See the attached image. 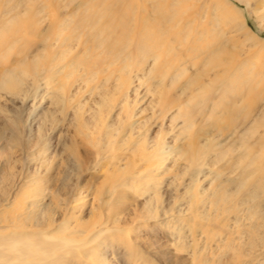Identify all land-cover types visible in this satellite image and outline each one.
I'll return each instance as SVG.
<instances>
[{
    "label": "bare ground",
    "instance_id": "obj_1",
    "mask_svg": "<svg viewBox=\"0 0 264 264\" xmlns=\"http://www.w3.org/2000/svg\"><path fill=\"white\" fill-rule=\"evenodd\" d=\"M50 1L54 3L53 8L49 0H0V92L23 99L36 92L40 83L44 84L51 91V117L61 113L66 118L70 111L74 137L94 149L97 156L110 150L122 151V146L128 144L141 124L145 128L151 125V115L137 121L136 116L143 115L145 109H150L154 118L160 117L163 122L165 115L176 108L169 124L170 132L178 130L175 146L167 143L163 124L151 142L146 134L141 137L138 133L141 144L134 151H138L139 161L146 165L137 170L155 166L158 171L173 154L175 165L179 160L184 161L183 168L179 165L178 169L182 168L183 175L188 176L185 193L198 184V176L202 175L205 180L211 175L206 166H216L219 173L229 172L231 177L224 180L217 172L207 187L198 192L201 205L195 206L192 214L200 232L196 241L193 240L192 263L264 264V88L260 82L252 88L251 84L258 79H252L250 74L245 75L246 81H243L244 75L240 77L247 61L237 64L234 56L242 42L233 46L235 42L231 40L229 49L221 28H229L232 33L242 32L250 48L256 49L260 43L249 33L236 7L225 0H204L213 15L210 19L206 13L193 16L187 0H142L144 4L149 3L150 11L141 8L142 11H137L132 0ZM232 1L250 8L258 21L264 23V0ZM37 43L39 46L33 49ZM256 51L254 60L259 56ZM13 54L15 58L8 63ZM142 86L149 98L145 109L137 113L135 108L141 104L137 96ZM172 91L174 95H170ZM84 92L89 94L87 102L82 100ZM242 94L241 97L246 94L251 97L244 105L248 108L245 113L237 107L238 102L243 107L244 103L239 101ZM114 109L118 112L110 121ZM226 113L232 117H226ZM235 116L244 118L239 122ZM225 117L228 124L222 126L220 121ZM6 123L8 130L17 129L15 120L6 118ZM222 136L225 145L219 142ZM75 147L70 151L75 152L77 159ZM233 156L239 157L231 164ZM76 161L79 169L81 164ZM223 161L225 165L220 164ZM130 164L127 161L117 167L124 187L142 180L138 178L140 171L125 180L132 166L136 167L134 163L128 168ZM165 170L160 171L163 174ZM178 177L176 182L181 178ZM38 192L41 191H34L32 196ZM175 196L174 200L183 196L176 187ZM57 197L51 200V207L30 216L31 225L21 216L22 223L7 217V225L0 230L6 231L10 224L18 225L13 227L17 231L0 236V264L86 262L83 250L97 241L101 231L87 240L85 230H69L67 223L50 229L55 209L60 208ZM101 207H97L98 219L103 214ZM182 213L185 214L180 208L175 211L176 215ZM114 232L125 241L121 229ZM98 251L101 252L96 246L87 253L93 262L103 264Z\"/></svg>",
    "mask_w": 264,
    "mask_h": 264
},
{
    "label": "rangeland",
    "instance_id": "obj_2",
    "mask_svg": "<svg viewBox=\"0 0 264 264\" xmlns=\"http://www.w3.org/2000/svg\"><path fill=\"white\" fill-rule=\"evenodd\" d=\"M225 1L236 7L249 33L253 35L260 44L256 47V49L258 48L256 51L255 48H250L242 32L237 31V33H232L229 28L222 26L221 30H223L222 33L224 32V42L226 41L228 44L226 45L229 49L232 44L231 40L235 42L233 46H237L238 42H242L241 45L239 44L240 49L237 50L238 54H236V57L234 56V59L237 60V64L251 60V64L253 65L246 62V67L243 72H241L242 76L240 77H245L243 81H246L248 79H246L245 75L250 74L249 76L252 77V79H258L256 83H253V85L251 84L252 88H256L255 86L259 84L258 82H260L259 85L261 88H264V80H262L264 78V23L258 21L257 16L250 8L248 9L241 4H236L232 0ZM132 2L135 8L137 5V11H142L143 9L146 11L151 10L148 2L145 4L142 0H132ZM170 2H172V0ZM187 3L188 7L191 6V14L193 16H196V13L200 15L206 13L209 16H206L207 18H212L213 15L211 11H208L207 3L205 4L204 0H187ZM49 4L52 8L54 7V3L50 0ZM209 20H206V22H209ZM45 26H47V23L43 25V27ZM237 34L239 36H237ZM37 46H39L38 43L33 49ZM255 51L259 53V56L257 57L258 59L254 60L252 57ZM15 56V54L11 55L8 63H10V61L12 62ZM236 60H234L235 67L237 66V64H235ZM232 72L233 70L229 71L228 75ZM252 72L254 74H251ZM257 72L259 74L261 73L260 76ZM249 76L247 78H249ZM40 84L36 92H31L27 98L23 99L0 92V108L4 110L0 113V229H3L7 225L9 218L11 220L14 219L13 221L21 222V220H19L20 216L22 220L27 221V224H29L30 222L28 220L30 216L34 217L40 213V211H43V209L51 207V200L58 196V200L61 201L58 205L60 208L55 209L54 223L49 227L50 229L55 230L62 223H67L69 230H85L86 232L84 235L86 234V237H84L87 240L93 238L96 232L101 231V236L97 241L92 245L90 244L91 247L86 246L83 250L85 256H87L83 257V259L86 258L84 264L98 263L93 262L92 258H89L87 253L96 246H99L101 250V252L98 251L97 256L99 259H103V264H193L191 258V254L194 251L193 240L196 241V236L200 232L197 227V225H199L198 221L196 223L194 215L192 214L194 207L201 205L200 203L202 200L198 192L201 188L204 189L207 187L208 181L213 180L212 178L217 172L223 175V180L226 179V177H231V174H229V172L219 173L220 171H217L216 166H210L209 168L206 166L207 173L211 175L205 180L202 175L198 176V184L192 188L190 192L185 193L184 188H187L189 185V180L186 174L183 175L182 166L184 165V161L179 160L175 165L173 163V154L168 156V160L164 161L165 163L163 162V167L159 168L158 171L155 169L158 167L155 166H150L151 170L149 168L137 170L146 165L144 162L139 161L138 151H134V147H140L141 144L137 138L139 135L138 133H140L141 137L146 134L148 141L151 142L156 139L159 134V127L163 124L164 133H167V143L171 147L175 146L174 138L177 136L178 130L174 129L170 132L169 124L171 115L176 108H172L171 111L165 115L167 120L164 119L166 121L164 120L162 122L160 117L159 119L156 116L154 118L155 114L152 115L150 109H145L147 106L145 101L148 102L149 95L146 92L145 86H142L138 91V96L140 97L137 96L139 100L141 99L139 102L141 104H138L135 108V112L138 113L140 110L145 109L143 115L136 116L138 117L137 121H141L151 115L152 118H150V122H153L149 125L150 127L148 126L145 128L142 127L141 124V128L135 132L134 138L132 137L131 140H128V144L122 146V148H124L122 151L114 152L110 150L107 154L99 153V157L96 155L94 149L87 144L85 145L83 141L80 142L79 137H74V128L70 124L72 116L70 111L66 114V118L65 116L63 117L61 113L53 114V118L51 117L52 107L49 103V94L51 91L47 89L44 84ZM172 92H170V95H174V91ZM145 94L147 95L146 98ZM244 94L240 95L239 98ZM248 97L250 96L246 94L245 97L239 99V101L242 100V104L244 103L243 107H240L242 106L241 102L237 104V107L239 105L238 110L241 108L243 109L240 110L242 113L246 112H244V110H248L247 106H244L247 105L246 102L247 99H249ZM243 98H245L246 101ZM88 99L89 94L84 92L82 100L87 102ZM175 99L176 98H174V100ZM171 100L173 99L171 98ZM243 100L245 102H243ZM142 101L145 103H142ZM116 112H118L117 109L112 111L110 121H112L117 114ZM225 116H231V113H226ZM226 117L220 121L222 126L228 124ZM235 117L239 122L244 118L238 119L240 116ZM6 118L15 120L17 129L10 131L5 128L7 125ZM204 122L205 120L203 124H205ZM208 122L211 123V120ZM203 124H200V126L203 127ZM147 128L149 129L147 132L148 134L146 133ZM135 137L137 138L136 140ZM220 139L219 142H222L224 140L223 136L220 137ZM77 143L79 145H77ZM133 143L134 145H132ZM222 144L225 145L227 143L224 141ZM74 145L77 147H75L78 154L77 159L74 156L75 152L73 153L72 151L71 153L70 151V148ZM128 149H130V151H128ZM134 152L135 154L133 157ZM115 156L117 157L116 160L114 159ZM238 157L239 156H233L234 159H232L231 164L235 163ZM76 160L81 164L79 169L75 166ZM127 161L132 163L128 168L134 163L136 167L133 169L132 166L131 173L125 180L130 178L131 174L133 172L135 173V171H140L138 178L142 180H138V182L124 187L122 179L119 178L121 175L116 171L118 166L126 164ZM220 164L225 165L224 161ZM179 165L182 167L181 169H178ZM164 168L166 170L162 174L160 170ZM177 170H179L180 173H178ZM147 176L150 178H147ZM178 176L181 178L176 182ZM144 178L147 180L145 179L146 181H144ZM62 181L65 182L62 183ZM172 182L175 183V186ZM215 184L216 182L213 183V185ZM154 185L159 186L155 187ZM116 187H118V189H116ZM175 187L178 188V193L183 195L182 199L177 198L174 200L176 197ZM113 189L116 192L114 195ZM38 190L41 192H38L39 194L37 196H32L34 191ZM119 195H121L122 198L118 200ZM95 196H97V200L99 199L98 201L95 200ZM99 205L102 206L101 210L103 214H101V217L98 219L97 207ZM20 207H23V209ZM178 208H180L182 212H185V214L176 215L175 211ZM171 209L173 210L172 212ZM190 209L191 211H189ZM117 214H120V216L117 217V222H114ZM93 215H95V217H92ZM97 220H99L97 222L98 225L96 224V226L91 229L92 225H95L94 222ZM17 225L18 224H10L7 226L6 231L0 230V236L10 231L13 232L16 230L13 229V227ZM88 226L90 227L87 228ZM115 229H121L122 233H124L122 238L128 239L129 242H127L126 239L125 241L120 240V234L117 235V233L114 232ZM178 236H182L183 238ZM212 246L215 248V245ZM131 247L132 251L130 250ZM180 247H182V249H180ZM185 248H188V250H185Z\"/></svg>",
    "mask_w": 264,
    "mask_h": 264
}]
</instances>
